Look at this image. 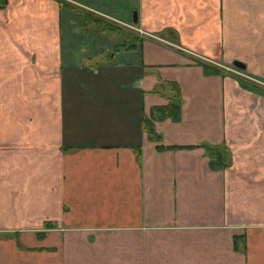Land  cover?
Listing matches in <instances>:
<instances>
[{
  "label": "crops",
  "instance_id": "0c3cea01",
  "mask_svg": "<svg viewBox=\"0 0 264 264\" xmlns=\"http://www.w3.org/2000/svg\"><path fill=\"white\" fill-rule=\"evenodd\" d=\"M131 5L0 0V264H264V0Z\"/></svg>",
  "mask_w": 264,
  "mask_h": 264
},
{
  "label": "rangeland",
  "instance_id": "374dc122",
  "mask_svg": "<svg viewBox=\"0 0 264 264\" xmlns=\"http://www.w3.org/2000/svg\"><path fill=\"white\" fill-rule=\"evenodd\" d=\"M86 4H89L91 6H94L95 8L101 9L103 11H105L108 14H111L112 16L117 17L116 19H122V20H129V23H133L135 24V22L132 21V14L133 11L136 10V7H133L132 4V0H87V1H82ZM77 1H75L76 3ZM110 3V4H109ZM111 5V6H110ZM131 21V22H130ZM113 20H110V23H112ZM107 24L108 26H112L113 28L117 29V25L114 23L112 24ZM121 26L124 27L125 30L128 29L127 31H123V32H116L118 35L123 33V37H127L126 34L130 33V29L131 27L129 25H127L126 23L124 24H120ZM132 25V24H131ZM78 31H76L77 33L80 34V37L82 36L84 38V42L81 43L79 46L80 48H87L85 46H89L90 45V41L87 38L88 34L86 32L87 29H85L82 26H79ZM116 34V35H117Z\"/></svg>",
  "mask_w": 264,
  "mask_h": 264
},
{
  "label": "trees",
  "instance_id": "16d2710c",
  "mask_svg": "<svg viewBox=\"0 0 264 264\" xmlns=\"http://www.w3.org/2000/svg\"><path fill=\"white\" fill-rule=\"evenodd\" d=\"M81 16L84 18H90V14L89 13H83L80 12ZM97 19H94L95 21H97V25L98 28L100 27V29H104L103 26H108L106 21H102L101 18L96 17ZM207 64H205L206 66ZM212 69V68H211ZM214 70H217V68H213ZM171 87H173L176 92L170 96V99L168 101V103L163 104V105H155L152 108V112H151V117H156V114L159 118H164V117H171V118H178L180 115V102H179V90H178V85H176L174 82H171ZM178 99V100H177ZM157 112V113H156ZM151 117H145V127L147 128V130L149 131L151 136H154L156 138V134L153 133L152 128L150 127L151 123ZM211 156H212V165L215 167H221L222 164L219 162L220 160V156H219V151H217L216 149H213L211 152ZM49 224V223H47Z\"/></svg>",
  "mask_w": 264,
  "mask_h": 264
},
{
  "label": "water",
  "instance_id": "95a60500",
  "mask_svg": "<svg viewBox=\"0 0 264 264\" xmlns=\"http://www.w3.org/2000/svg\"><path fill=\"white\" fill-rule=\"evenodd\" d=\"M137 19H138L137 11L134 10V11H133V14H132V21H133V22H136ZM232 63H233L234 65H236L237 67H240V68H243V67L245 66L244 63H243L241 60H238V59H234V60L232 61Z\"/></svg>",
  "mask_w": 264,
  "mask_h": 264
},
{
  "label": "built area",
  "instance_id": "2783aa9c",
  "mask_svg": "<svg viewBox=\"0 0 264 264\" xmlns=\"http://www.w3.org/2000/svg\"><path fill=\"white\" fill-rule=\"evenodd\" d=\"M129 25H131V24H129ZM131 26H133V25H131ZM226 67H228L229 69L233 70V67H229V66H226Z\"/></svg>",
  "mask_w": 264,
  "mask_h": 264
}]
</instances>
